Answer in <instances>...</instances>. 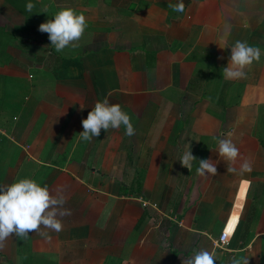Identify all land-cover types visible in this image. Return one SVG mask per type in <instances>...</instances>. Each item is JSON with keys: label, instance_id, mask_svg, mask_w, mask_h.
Returning <instances> with one entry per match:
<instances>
[{"label": "crops", "instance_id": "crops-1", "mask_svg": "<svg viewBox=\"0 0 264 264\" xmlns=\"http://www.w3.org/2000/svg\"><path fill=\"white\" fill-rule=\"evenodd\" d=\"M178 2L0 0V186H63L71 211L59 233L6 240L0 264H181L197 250L264 264V0H183L176 13ZM66 8L87 27L56 52L38 27ZM236 41L260 60L226 79ZM105 98L135 135L121 126L82 140ZM215 137L239 149L235 164ZM188 145L190 171L179 162ZM200 160L216 175H198Z\"/></svg>", "mask_w": 264, "mask_h": 264}, {"label": "clouds", "instance_id": "clouds-1", "mask_svg": "<svg viewBox=\"0 0 264 264\" xmlns=\"http://www.w3.org/2000/svg\"><path fill=\"white\" fill-rule=\"evenodd\" d=\"M168 7L176 13H183L185 5L183 0ZM26 11L31 12L34 8L32 3L25 6ZM86 18L83 14H77L71 8L61 9L54 17L38 27L41 33H47L51 46L56 52H62L68 47H78L85 29ZM225 33H230V26H225ZM231 56L227 67L223 69L226 79L244 78L245 68L250 67L254 61H259L261 51L259 47L249 46L246 41H236L230 49ZM222 59V57H221ZM83 131L78 135L84 141H91L100 135L101 130L124 127L126 136L135 135V128L131 117L122 110L119 104H110L105 98L95 103L87 118L81 121ZM231 135V133H228ZM218 140V153L224 161L230 165L235 164L240 156L239 149L230 139L215 137ZM180 163L189 171L196 158L191 154L190 145ZM196 169L202 177L215 176L216 166L210 160H200ZM251 164L248 160L240 166V173L250 172ZM229 172H235L234 167L228 168ZM66 198L63 186H57L56 195L51 194L49 189L42 187L33 179L25 178L7 186H0V249L5 246V241L16 236L28 238L29 233H40L43 229H49L59 233L63 224L60 218L71 215V211L64 207ZM181 264H216V257L208 250H197L190 257H185ZM231 264H249L246 258H233Z\"/></svg>", "mask_w": 264, "mask_h": 264}, {"label": "built area", "instance_id": "built-area-1", "mask_svg": "<svg viewBox=\"0 0 264 264\" xmlns=\"http://www.w3.org/2000/svg\"><path fill=\"white\" fill-rule=\"evenodd\" d=\"M228 238V234L225 231H222L216 243V247L219 249H224L228 244Z\"/></svg>", "mask_w": 264, "mask_h": 264}, {"label": "bare ground", "instance_id": "bare-ground-1", "mask_svg": "<svg viewBox=\"0 0 264 264\" xmlns=\"http://www.w3.org/2000/svg\"><path fill=\"white\" fill-rule=\"evenodd\" d=\"M243 191H244V188H243ZM244 194V193H243ZM237 206H239V205H237ZM241 207V206H240Z\"/></svg>", "mask_w": 264, "mask_h": 264}]
</instances>
